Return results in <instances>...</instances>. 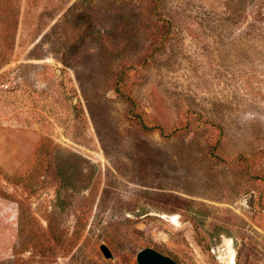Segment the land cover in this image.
Segmentation results:
<instances>
[{
    "label": "rangeland",
    "instance_id": "rangeland-1",
    "mask_svg": "<svg viewBox=\"0 0 264 264\" xmlns=\"http://www.w3.org/2000/svg\"><path fill=\"white\" fill-rule=\"evenodd\" d=\"M144 247L264 264V0H0V264Z\"/></svg>",
    "mask_w": 264,
    "mask_h": 264
},
{
    "label": "water",
    "instance_id": "water-1",
    "mask_svg": "<svg viewBox=\"0 0 264 264\" xmlns=\"http://www.w3.org/2000/svg\"><path fill=\"white\" fill-rule=\"evenodd\" d=\"M100 250L106 258L112 253L105 244L100 245ZM137 264H178L172 257L157 251L152 247H144L136 252Z\"/></svg>",
    "mask_w": 264,
    "mask_h": 264
},
{
    "label": "bare ground",
    "instance_id": "bare-ground-1",
    "mask_svg": "<svg viewBox=\"0 0 264 264\" xmlns=\"http://www.w3.org/2000/svg\"><path fill=\"white\" fill-rule=\"evenodd\" d=\"M225 239V238H224ZM226 240V239H225ZM228 242H230V241H228ZM230 246V245H229ZM227 250H228V248H227ZM230 251V250H229ZM232 252V251H231Z\"/></svg>",
    "mask_w": 264,
    "mask_h": 264
}]
</instances>
